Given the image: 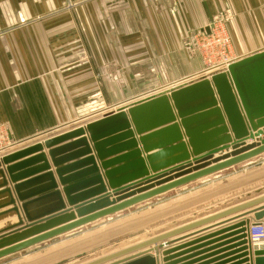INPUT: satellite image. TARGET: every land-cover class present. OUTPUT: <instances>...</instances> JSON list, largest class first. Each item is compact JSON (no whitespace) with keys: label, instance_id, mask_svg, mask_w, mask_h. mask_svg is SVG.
I'll return each mask as SVG.
<instances>
[{"label":"crops","instance_id":"obj_1","mask_svg":"<svg viewBox=\"0 0 264 264\" xmlns=\"http://www.w3.org/2000/svg\"><path fill=\"white\" fill-rule=\"evenodd\" d=\"M62 1L0 0V126L8 132L4 149L14 143L23 142L70 124L76 121L80 115H90L99 110L118 107L117 105L123 102L112 101L106 104L107 100H112L113 92L116 94L117 92L124 93L122 100H128L124 101L125 104L145 98L156 92L155 89L148 91L147 93L150 94L141 98L137 96L138 99L136 97L127 99V94L149 90L150 81L154 77L161 76L163 74L161 71L166 72L171 69L172 72L169 74L173 76L163 87H159L161 89L185 82L188 76L203 66L202 57L196 45L192 46L193 48H185L190 42L189 37L197 31L200 32L203 29L207 31L209 23L214 18H221L226 22L232 39V52L236 59L264 49V0H182V8H130L129 12L139 14L137 16L139 19H136L135 23H130L127 18L121 19L117 16L113 22L117 25L114 31L111 30L109 21L105 24L95 21L96 8H82L83 12L81 8H59ZM173 1L176 3V0ZM81 13L82 17H84V13H87L88 19L91 21H87L86 24L80 22ZM145 18H147L146 21H143ZM163 62H167V67ZM113 63H120L121 66L124 63L126 66L124 70H120V73H123V78H125L123 84H117L109 77V73L118 67ZM176 72H179L176 74L179 76H175ZM146 87L148 88L146 89ZM158 89L157 91L161 90ZM95 101L103 104L99 105L92 113H77L76 110L90 107ZM258 132H261V135L257 136ZM249 133L251 135L246 138L236 139L234 134L230 132L232 141L222 151L214 152L213 157L206 162H212L221 155L231 153L250 144L258 146L264 139V126L260 127L258 131L251 129ZM253 135L254 137H252ZM255 149H251V151ZM3 150L0 151V160L6 155L2 152ZM44 151L47 152V149L45 148ZM209 153L210 151H206L193 155L190 152L188 160L156 172L150 169L148 177L156 178L164 173L170 174L171 170L183 164L195 165L203 162ZM261 159H264V151L242 163L198 178L120 212L107 215L57 237L2 257L0 264L38 262L42 256L46 257L53 253L63 252L64 249L71 246L70 242L73 240L77 239V243H80L85 241V237L94 234L96 231L113 226L115 228V226L130 223L133 219L144 218L133 215L134 212L138 211V208L145 210L152 207L150 212H160L167 205L168 208L177 206L185 200L191 201L218 189L229 187L230 182L235 183L241 178H248V176L264 172V160ZM13 163L15 162L10 164ZM49 164L51 171L55 172L51 160H49ZM210 164V166H214L216 163ZM175 174L173 173L171 176L173 177ZM55 179L57 188L62 194L64 208H60L59 201L54 197L42 198L49 189L47 190L46 185H40L39 189L42 191L34 196V199L38 200L33 205L35 216L27 217L23 213L20 202H18L20 219L14 212H12L13 214H4L5 216L0 218V228L9 227L18 220H21V224L17 223L14 224V227L1 229L0 238L16 230H21L19 232L28 230L30 229L29 226L68 210L75 212L76 219L69 221V223L74 222L81 218L77 212L78 207L94 204V202H88L107 194L110 196V202L116 198L115 189L107 186L106 193L70 204L56 175ZM227 179L232 180L227 184H222ZM8 180L11 186L16 184L11 182L10 178ZM146 182L133 181L124 185L123 188H126L125 191L132 190ZM156 182L158 181H153L151 184ZM262 186H264V180L233 191L230 196H225L226 198H213L201 203L182 215L170 218L167 225L165 223L155 225L152 236H160L194 221L214 216L223 210L259 198V196L264 195V192L261 194L254 192L256 188ZM94 187L95 184H91L81 190L88 191ZM249 192L253 193L250 197L247 196ZM238 196L242 197L241 200H235L234 203L224 206L225 200ZM147 205L150 206L146 207ZM263 205L264 203L226 217L217 218L213 222L181 234H174L167 240L160 241L158 245H163V247L159 249V264H256L254 252L256 249L264 252V241L254 242L251 246L249 245L247 250H242L248 245H237L242 242V240H237L242 236V234L236 233L239 229L222 233L221 230L237 221L252 219L253 214L237 217ZM99 206L97 207H102ZM97 207L87 209L82 214L99 209ZM210 208L213 209L206 212ZM146 213L148 212L146 211ZM146 213L140 215H146ZM103 220L106 222L98 225ZM69 223L58 225L53 229ZM53 229H48L43 233ZM43 233H39V235ZM36 236L38 235H33L28 239ZM166 243L169 244L166 245ZM16 244L18 243L8 245L0 250ZM97 248L87 250L86 256ZM78 250L83 252L82 249ZM117 250L119 249L106 254ZM167 251L169 253L165 255L164 252ZM151 254L155 256L156 252L152 251ZM98 257L94 256L92 259L79 261L75 259L76 256L74 255L69 259V263L86 264ZM30 258L33 259L28 260ZM65 258L67 256L61 257L57 261ZM232 259L233 261H230ZM53 263L48 262L46 264Z\"/></svg>","mask_w":264,"mask_h":264},{"label":"water","instance_id":"obj_2","mask_svg":"<svg viewBox=\"0 0 264 264\" xmlns=\"http://www.w3.org/2000/svg\"><path fill=\"white\" fill-rule=\"evenodd\" d=\"M262 126H264V49L230 62L225 70L213 72L209 77L173 85L168 90L151 94L128 106L107 108L23 142L14 143L2 151L6 155H3L4 157L0 160V210H2L0 218L5 216L4 214L12 212L16 213L19 218L18 202L27 217L35 216L33 205L38 200L34 199V196L42 191L39 189L40 185H46L47 190L49 189L42 198H56L60 208L63 209V198L57 188L55 175L58 177L70 204L106 193L107 186L115 189L116 198L110 202V196L107 194L88 202H94V204L78 207L77 212L81 218L74 222L69 223L76 219V214L68 210L29 226L28 230L23 232L16 230L1 237L0 249L14 243L18 244L0 250V258L57 237L107 215L120 212L170 189L242 163L262 153L264 139L258 146L250 144L219 156L212 161L216 163L214 166H210L212 162H206L213 157L214 152L222 151L232 141L230 132L236 139H243L251 135L249 133L251 129L258 131ZM259 135L261 132L257 133V136ZM45 148L47 152L44 151ZM251 149L255 150L251 151ZM206 151H210V153L207 154V158L203 162L195 165L183 164L171 170L170 174L164 173L156 178L148 177L150 169L153 172L166 169L188 160L190 152L193 155H198ZM49 160H51L55 172L51 171ZM222 160L223 162L219 163ZM12 162L15 163L11 165ZM39 163L40 165H38ZM173 173L176 174L172 177ZM8 178L16 184L11 186ZM137 180L147 182L125 191L124 185ZM230 180L232 179H227L222 184H227ZM261 180H264V172L248 176V178H241L235 183L230 182L229 187L218 189L208 195L191 201L185 200L182 204L170 208L167 205L160 212H148L146 215L150 214V216L142 215L139 218H144L133 219L130 223L121 224L122 226L96 231L85 237V241L80 243H77V239L73 240L70 242L71 246L64 249L63 252L42 256L38 262H26V264H46L48 262L70 264L69 259L74 255L75 259L79 261L87 260L91 258L89 255L86 256L87 250L102 246L117 238H123L143 227H153L163 223L213 198H226L230 196L231 192ZM153 181L158 182L151 184ZM91 184H95V187L88 191L81 190ZM79 191L82 192L79 193ZM262 192H264V186L256 188L254 193L261 194ZM137 193L139 194L136 196ZM252 195V192L247 194L248 197ZM241 198L238 196L227 199L224 201V206L234 203L235 200H241ZM263 203L264 195L223 210L214 216L194 221L174 231L99 256L86 264H159V249L163 247V245H158L160 241L167 240L174 234H181L213 222L217 218L226 217ZM99 205L103 208H99ZM92 207L99 209L95 208V211L82 214ZM212 209L210 208L206 212ZM249 214H253L252 219L237 221L221 230L222 233L239 229L236 233L242 234V236L237 240H242V242L237 245H248L242 250H247L249 245L258 242L252 239L251 231L252 228L263 224L264 205L237 218ZM20 222L21 220H18L14 224L19 223L20 225ZM105 222L106 220H103L98 225ZM64 223L69 224L53 229V227ZM14 224L9 227H1L0 230L14 227ZM48 229L53 230L43 233ZM39 233L43 234L39 235ZM33 235L38 236L28 239ZM168 244L166 243V245ZM151 246L153 248H149ZM78 249H82L83 252ZM152 251L156 252L155 256L151 254ZM168 253V251L164 252L165 255ZM254 254L256 256L255 263L264 264L263 250L256 249ZM57 256H60L59 258L67 256V258L57 261L59 259ZM31 259L33 258L28 260Z\"/></svg>","mask_w":264,"mask_h":264},{"label":"rangeland","instance_id":"obj_3","mask_svg":"<svg viewBox=\"0 0 264 264\" xmlns=\"http://www.w3.org/2000/svg\"><path fill=\"white\" fill-rule=\"evenodd\" d=\"M60 3H61V6L59 8H81L82 12L84 11L82 8H96V12H95L96 19H95V21H97L98 23H103V24H105V22L109 21L111 23V30L112 31L116 30V28H117V25H115L113 23L116 20L117 16L121 19L127 18L130 23H135V20L139 19L137 17L139 14H137L136 12H131V11L129 12L130 8H174V7L182 8V6H183L182 0H176V3L173 0H63ZM146 19L147 18H145L143 21H146ZM89 20L91 21V19H88L87 13H84V17H82V13H81L80 22H82L83 24H86V22ZM224 24L227 26L225 21H224ZM81 27H83L82 24H81ZM197 33H198V31L193 33L189 37L190 42H188V45H186L185 48H187V49L193 48L192 46L196 45L195 36ZM163 63L165 64V67H167V62H163ZM113 64L115 66H118V67L114 68V66H113V68L115 70L113 69V71L109 73V77L112 79V81L117 82V84H123V80L125 78H123V76H122L123 73H120V70H122V69L124 70L126 68V66L124 63L122 64V66L120 63H116V64L113 63ZM203 66H204V64H203ZM203 66L201 68H199L196 72H198L200 69H202ZM161 72H163V74H161V76L159 75V77L152 78V80L150 81L151 84H149V86H148V87H150L149 90H147V91L145 90L143 92L139 91V92H136V94H129L128 93L127 99H131V98H135V97H136V99L141 98L145 95L150 94L147 92L150 90H153V89H155V91H157V89L159 87H163L166 83L169 82L170 79L173 78V76L171 74H169L172 72L171 69H169L166 72L165 71H161ZM177 73H179V72H176L175 76H179V75H176ZM148 87H146V89ZM159 89H161V88H159ZM124 95H125L124 93H118L117 92V94H116L115 92H113L112 100L111 101L105 100L106 104L108 102L111 103L112 101H116V103L123 102L125 104L124 101H128V100H124V99L122 100ZM129 95H132V96H129ZM137 96H138V98H137ZM123 103L118 104L117 106L123 105ZM101 104H103V103L95 101L94 104H91L90 107L79 108L76 111L78 114H83V113H87V112L92 113V111L97 109V107H99V105H101ZM99 111H97V112H99ZM86 116H89V115L88 114L85 116L80 115V116H78L79 118H76V119L78 120V119L84 118ZM148 206H150V205H147L146 207H148ZM137 210L138 211L134 212L133 215L142 216L140 214H145L146 211L150 212L152 210V207L147 208L145 210H140V208H138ZM147 216H150V214L144 215V217H147ZM168 221H169V219L163 223H165L167 225ZM153 228H155V227L154 226L153 227H143L141 229L136 230L135 232L129 233V235H126L123 238H117L116 240H113L112 242H108V243L104 244L103 246H100L97 249L89 252L90 253L89 256H91V258H89V259H92V257L94 258V256L98 257V256L104 255L106 253H109L111 251H114L116 249H122V248L130 246L131 244L138 243L139 241L149 239V238L153 237L152 236Z\"/></svg>","mask_w":264,"mask_h":264},{"label":"built area","instance_id":"obj_4","mask_svg":"<svg viewBox=\"0 0 264 264\" xmlns=\"http://www.w3.org/2000/svg\"><path fill=\"white\" fill-rule=\"evenodd\" d=\"M195 41L204 66L180 84L209 77L211 73L225 70L230 62L237 60L232 52V39L228 28L221 18H214L207 31L203 29L198 32ZM7 138L8 132L0 126V151L5 148ZM251 237L254 241H264V224L252 228Z\"/></svg>","mask_w":264,"mask_h":264},{"label":"bare ground","instance_id":"obj_5","mask_svg":"<svg viewBox=\"0 0 264 264\" xmlns=\"http://www.w3.org/2000/svg\"><path fill=\"white\" fill-rule=\"evenodd\" d=\"M171 87V86H170ZM169 86L168 87H166V88H164V89H161V90H159V91H156V92H154V93H157V92H163V91H165V90H168V88H170ZM154 93H152V94H154ZM151 95V94H150ZM130 104H132V103H129V104H123V106H128V105H130Z\"/></svg>","mask_w":264,"mask_h":264}]
</instances>
